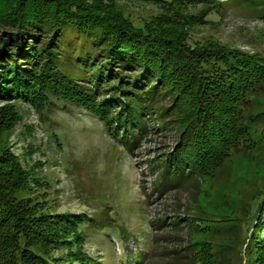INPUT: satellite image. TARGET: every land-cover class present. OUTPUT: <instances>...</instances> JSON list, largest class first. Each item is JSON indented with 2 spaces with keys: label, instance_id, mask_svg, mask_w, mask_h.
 <instances>
[{
  "label": "rangeland",
  "instance_id": "1",
  "mask_svg": "<svg viewBox=\"0 0 264 264\" xmlns=\"http://www.w3.org/2000/svg\"><path fill=\"white\" fill-rule=\"evenodd\" d=\"M164 1L169 5L177 0ZM199 1L204 0H192L182 12V27L192 45L208 48L209 43L218 42L264 59V2ZM10 2L1 0L0 18ZM121 3L126 14L139 19L158 12L168 15L167 9L145 1ZM187 60L199 76L202 59ZM181 77H171L175 88L180 85L176 92L183 88L180 112L173 108L172 116L160 117L164 111H153L144 119L147 133L137 136V144L127 149L84 110L54 99L47 106L41 100L34 106L18 103L14 120L0 122V164L14 159L21 183L0 197L22 204L39 201L38 206L50 212H67L79 219L85 242L73 251L82 264H124L136 255L142 259L138 264H252L253 258L247 255L252 224L264 197V92L256 86L240 104L242 110L234 116L240 130L230 137V151H221L227 145L219 144L196 168L202 171L183 186L153 193L159 177L154 166L175 146L176 127L189 114L194 98L186 94L190 91ZM13 212L10 205L0 206V233L4 234L0 241L5 247L10 241L5 234L12 235L21 226L15 219L14 231L5 224ZM174 218L179 221L176 229L170 226ZM191 239L198 242L194 260L187 254ZM1 257L0 264H7Z\"/></svg>",
  "mask_w": 264,
  "mask_h": 264
},
{
  "label": "trees",
  "instance_id": "2",
  "mask_svg": "<svg viewBox=\"0 0 264 264\" xmlns=\"http://www.w3.org/2000/svg\"><path fill=\"white\" fill-rule=\"evenodd\" d=\"M141 1L167 9L168 15L158 12L139 19L126 14L121 0H12L0 18V122L14 120L18 103L34 106L41 100L47 106L54 99L90 113L127 149L137 144V136L147 133L144 119L153 111H164L160 117L172 116L173 108L180 112L183 88L176 92L180 85L175 88L172 78L181 75L183 87L190 91L186 94L194 98L189 114L176 127L175 146L154 166L159 177L153 193L161 194L177 190L202 171L196 168L219 144L227 145L223 152L230 148L232 133L240 130L234 117L242 110L240 104L256 86L264 92L260 61L264 59L218 42L209 43L208 48L192 45L182 27V12L192 0L169 5L164 0ZM195 56L202 59L199 76L187 60ZM18 168L14 159L0 164L1 197L21 183ZM1 197L0 206L14 209L5 224L10 227L14 219L21 224L12 235L5 234L10 239L7 247L0 241L1 260L7 264L81 263L73 251L85 242L79 219L67 212H50L38 206L39 201L22 204ZM261 201L247 253L252 264L264 260L259 256L264 255V197ZM176 219L170 224L175 229ZM197 243L191 239L186 246L193 260ZM140 258L136 255L124 264H138Z\"/></svg>",
  "mask_w": 264,
  "mask_h": 264
}]
</instances>
